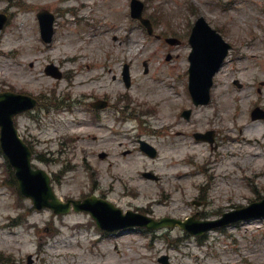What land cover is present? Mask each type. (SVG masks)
Returning a JSON list of instances; mask_svg holds the SVG:
<instances>
[{
    "label": "rangeland",
    "instance_id": "obj_1",
    "mask_svg": "<svg viewBox=\"0 0 264 264\" xmlns=\"http://www.w3.org/2000/svg\"><path fill=\"white\" fill-rule=\"evenodd\" d=\"M141 1L151 34L130 16V0H0V12L9 16L0 32V89L38 99L14 119L34 166L50 173L62 200L95 194L155 218L196 213L212 219L264 198V118L250 116L255 106L264 109V0ZM41 8L55 14L50 43L40 37ZM200 15L232 48L213 78L210 102L194 106L187 89L188 35ZM167 37L180 42L171 45ZM48 63L64 76L46 74ZM87 74L91 85L83 89ZM103 98L114 108L105 111L109 119L96 121L86 106ZM186 108L188 119L181 115ZM119 112L130 116L118 119ZM207 131H213L212 144L194 137ZM246 132L260 141L251 151L243 150ZM138 139L157 154L142 152ZM188 143L200 154L180 153ZM175 156L180 160L171 166ZM4 170L10 174L0 153V264H161L162 254L169 264H264V218L199 239L178 227L105 232L88 212L54 214L22 195L17 200L2 183ZM145 171L158 178H146Z\"/></svg>",
    "mask_w": 264,
    "mask_h": 264
},
{
    "label": "water",
    "instance_id": "obj_2",
    "mask_svg": "<svg viewBox=\"0 0 264 264\" xmlns=\"http://www.w3.org/2000/svg\"><path fill=\"white\" fill-rule=\"evenodd\" d=\"M142 3L137 0L131 2L132 16L139 18L149 26L147 19L141 17ZM41 24V33L44 40H50L52 33L53 16L48 12L38 13ZM6 17L0 14V28ZM189 41L193 47L189 54V89L194 98V102L205 103L209 99V89L212 84V76L219 68L228 48L221 36L200 17L192 29ZM52 66L48 67L50 70ZM55 74V73H54ZM124 76L128 82V72L125 69ZM34 100L30 97L18 95L13 92H0V143L8 156L11 164L16 170V177L24 194L32 197L37 207L50 206L56 212H66L69 210V202L62 203L54 196L49 185V176L41 169H32L30 166V152L18 138L13 126L12 117L16 112L33 106ZM258 112V111H256ZM262 116L263 112L256 113ZM75 209H87L91 212L97 223L107 229L125 228L132 225H147L149 227H161L164 225H174L177 223L193 232L207 230L217 224H227L241 218L247 219L252 216L264 215V200L254 203L252 206L262 204L261 211L249 215L227 216L213 221H203L200 227L192 225V219L182 222L176 219L162 218L158 221L150 217L127 211L125 214L113 204L91 197L84 201H73ZM96 204L99 207L93 208ZM98 210V211H96Z\"/></svg>",
    "mask_w": 264,
    "mask_h": 264
},
{
    "label": "bare ground",
    "instance_id": "obj_3",
    "mask_svg": "<svg viewBox=\"0 0 264 264\" xmlns=\"http://www.w3.org/2000/svg\"><path fill=\"white\" fill-rule=\"evenodd\" d=\"M90 79H91V77H89V74H87L84 77V79L81 80L82 83L84 82L83 89H88L90 87V85H91L90 84ZM151 88H152L154 94L157 95V96L159 95V92L162 93V96H165L166 95V93L163 92V91H161L158 87H151ZM170 103H172V104L176 103V98L170 99ZM257 127H258V129L260 131L261 130L260 124L257 125ZM246 135H247V137H246ZM241 139L244 141L243 150L245 149V150H250L251 151L252 150V144H253L252 142L253 141H256L257 143L260 142L258 138L253 137V133L252 132H246L245 135H241ZM179 148L181 150L180 153H186V154H190V155H194V154L195 155H198L201 152V149L198 147V145H195V146L191 147V144L190 143H188V145L181 144ZM231 153L233 154V152H231ZM253 155L256 156L255 153ZM179 160H180L179 156H175L174 157V160L172 159L173 162L170 163V165L171 166L172 165L173 166H176V163L179 162ZM174 169H175V167L174 168L172 167V171ZM178 171L179 170H177V172ZM115 260H116L115 257L113 255L109 254V261L113 262ZM183 262L186 263V264H190V260L189 259L188 260H184Z\"/></svg>",
    "mask_w": 264,
    "mask_h": 264
},
{
    "label": "flooded vegetation",
    "instance_id": "obj_4",
    "mask_svg": "<svg viewBox=\"0 0 264 264\" xmlns=\"http://www.w3.org/2000/svg\"><path fill=\"white\" fill-rule=\"evenodd\" d=\"M114 106L110 105L109 101L107 100V104L103 109H96V111H106V110H112Z\"/></svg>",
    "mask_w": 264,
    "mask_h": 264
},
{
    "label": "trees",
    "instance_id": "obj_5",
    "mask_svg": "<svg viewBox=\"0 0 264 264\" xmlns=\"http://www.w3.org/2000/svg\"><path fill=\"white\" fill-rule=\"evenodd\" d=\"M11 181L15 182L14 179H13V177L11 178Z\"/></svg>",
    "mask_w": 264,
    "mask_h": 264
}]
</instances>
